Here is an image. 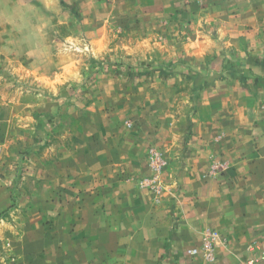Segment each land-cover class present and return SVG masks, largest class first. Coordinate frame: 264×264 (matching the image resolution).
Masks as SVG:
<instances>
[{
  "label": "rangeland",
  "instance_id": "374dc122",
  "mask_svg": "<svg viewBox=\"0 0 264 264\" xmlns=\"http://www.w3.org/2000/svg\"><path fill=\"white\" fill-rule=\"evenodd\" d=\"M261 42L264 0H0V264H229Z\"/></svg>",
  "mask_w": 264,
  "mask_h": 264
},
{
  "label": "crops",
  "instance_id": "0c3cea01",
  "mask_svg": "<svg viewBox=\"0 0 264 264\" xmlns=\"http://www.w3.org/2000/svg\"><path fill=\"white\" fill-rule=\"evenodd\" d=\"M249 37L253 38V35ZM260 45H264V42H261ZM251 69L253 73H258L257 67L254 66L251 67ZM261 124V126H254L253 128L248 129V132L246 133H257V131L260 129L261 136L263 134L262 120ZM235 131L238 132V130ZM247 136L250 138L247 143L251 144L253 142L251 136ZM244 141L246 142V140ZM262 148L264 149L263 144ZM260 164H264V159L256 157H245L239 158V160L235 158L231 166L233 167V165H237V167L235 166L234 169L232 167H229L230 169L228 171L227 178L230 181L228 182V188L232 189L233 192H235V196L242 200L243 203L237 206L235 204L234 207L231 206L227 216L231 219H234V210H236L237 212H239L240 210L242 214H245V217H242L241 219H235V226H233L232 223H229L230 226H228L229 229L234 228L242 232V235L236 233L234 239H227L230 245L233 240L232 244L234 246L232 252L228 256V261H230L229 264H238L239 257L241 256L243 258L247 256L248 258H250L251 255H249L250 253H248V251L249 246L252 244L251 242L254 240H264V170L261 167V169L259 168ZM214 195L217 196V193H215ZM235 217L237 218V216ZM239 221L240 223L237 224V222ZM219 227H221L220 224ZM255 251L257 253V257L260 253V250ZM218 256L219 264H223L222 261H224L225 254L219 253Z\"/></svg>",
  "mask_w": 264,
  "mask_h": 264
},
{
  "label": "built area",
  "instance_id": "2783aa9c",
  "mask_svg": "<svg viewBox=\"0 0 264 264\" xmlns=\"http://www.w3.org/2000/svg\"><path fill=\"white\" fill-rule=\"evenodd\" d=\"M208 237L209 238H213V236L211 234H208ZM263 256H264V253H263Z\"/></svg>",
  "mask_w": 264,
  "mask_h": 264
}]
</instances>
